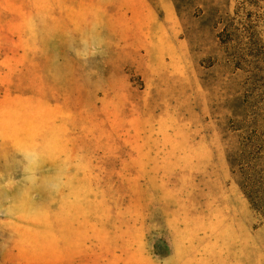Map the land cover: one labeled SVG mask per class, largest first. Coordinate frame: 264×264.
<instances>
[{"label":"rangeland","instance_id":"obj_1","mask_svg":"<svg viewBox=\"0 0 264 264\" xmlns=\"http://www.w3.org/2000/svg\"><path fill=\"white\" fill-rule=\"evenodd\" d=\"M237 5L0 0V264H264V18L223 45Z\"/></svg>","mask_w":264,"mask_h":264},{"label":"trees","instance_id":"obj_2","mask_svg":"<svg viewBox=\"0 0 264 264\" xmlns=\"http://www.w3.org/2000/svg\"><path fill=\"white\" fill-rule=\"evenodd\" d=\"M251 10H249L251 7ZM250 7V8H249ZM264 18V0H238L237 9L235 14L230 18L229 23L219 33V37L223 45L229 46L234 37L247 34L246 36L251 39L256 35V30L260 21ZM242 58L236 63L235 66L240 67ZM244 59V58H243ZM241 151H240V167L244 168L246 157H251L250 161H257L260 158L261 143L259 139L254 136H246L244 133L241 135ZM241 162V163H240ZM246 186L244 185V188ZM246 189V188H245ZM253 193L254 200L258 199L256 190ZM258 194V193H257Z\"/></svg>","mask_w":264,"mask_h":264},{"label":"clouds","instance_id":"obj_3","mask_svg":"<svg viewBox=\"0 0 264 264\" xmlns=\"http://www.w3.org/2000/svg\"><path fill=\"white\" fill-rule=\"evenodd\" d=\"M81 43L83 44L84 48L81 52L77 53L78 55H81L83 58H87L89 55L96 54V50L94 48L89 50V39L87 37L82 39ZM19 152H20V155L27 162L25 171L30 172L34 168L38 160L36 153L28 148H21ZM9 183L11 184V182Z\"/></svg>","mask_w":264,"mask_h":264}]
</instances>
